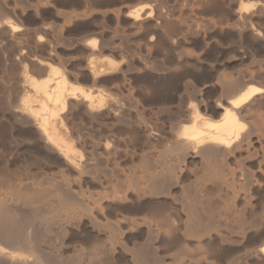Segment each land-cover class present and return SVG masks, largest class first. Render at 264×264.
Wrapping results in <instances>:
<instances>
[{"label":"bare ground","instance_id":"bare-ground-1","mask_svg":"<svg viewBox=\"0 0 264 264\" xmlns=\"http://www.w3.org/2000/svg\"><path fill=\"white\" fill-rule=\"evenodd\" d=\"M126 1L0 0V263L264 264V63L179 51L264 46V0Z\"/></svg>","mask_w":264,"mask_h":264},{"label":"rangeland","instance_id":"rangeland-1","mask_svg":"<svg viewBox=\"0 0 264 264\" xmlns=\"http://www.w3.org/2000/svg\"><path fill=\"white\" fill-rule=\"evenodd\" d=\"M145 3L151 4V0H136L135 2H128V1H126L123 4L126 5V6H133V5H136V4H145ZM226 21L229 24H231V22H232L227 17H226L225 22ZM256 22H258V21H253L252 22V23H254L253 25L251 24L252 28L255 29V31L259 35L264 34V22L263 23L262 22H258L259 24L256 23ZM218 39H220V40H218ZM212 40H213V43L214 44L211 46V49L212 50L209 51L210 52L209 53L210 56H205L206 57V60H204L205 58L202 59V54H203L204 50H202L203 47H202V45L200 43H198L199 41H197V40H195V41L193 40L194 42L189 41L190 43L189 42H185L184 44H182L180 46L179 51H182V52L184 51V53H186L187 55H190L191 57H193V55H194L193 58L196 57V59H198L199 62L202 61L201 64H205L206 67H213V68L216 69L217 72H219L221 74H224V76H227V77L228 76H232V74L234 75L237 70H247L249 68L252 69V68L257 67L258 65H260V63L261 64L264 63V50H263L264 49V46L261 45L262 43L259 42V41L256 42V41H253L252 39L250 40V38L237 39V38H234V37H230V38H222V37H219L218 38V37H215ZM218 43L220 45H218ZM129 52L130 51H127V50L126 51H123L120 56L110 54L109 57H111L113 59L114 58L115 59L123 58L124 61L128 60L130 57L131 58H135V59H137V56H139L138 58H141L142 57V54H137V53L135 54V53H132V52L131 53L133 54V56H131L132 54L130 53V55H129ZM127 55H129V56H127ZM226 55H227V57H226ZM170 56L169 57L172 59L173 52L170 54ZM159 58L154 57L153 60H158ZM199 65H200V63H199ZM185 80L189 84V87L187 89V92L191 89L188 92V94H187V92L185 93L186 94L185 96H189L191 94V92L194 94L195 91L200 90L201 87H202V85L198 83V81L196 80L195 77H193V75H191L189 77H185ZM258 84L259 83H255L254 86L255 87H258L259 86ZM190 87H192L193 89L190 88ZM193 96L192 97L189 96L190 97V100H192L190 103H193V105H195V106L197 105V107H198L199 106V102H200L199 100L200 99L199 100L198 99L195 100L193 98ZM218 97H219V94L218 93H216L213 89H209V91L207 90V92L202 96L201 102H202V104H208V103H211V102L215 101ZM185 101L186 102H189V101H187V98H185ZM196 102H197V104H196ZM203 107L204 106H202V108L199 109V111H200L201 114L203 113L202 114L203 117L205 116V118H208L209 116H211L210 113L212 114V111L208 107H206V108L205 107L203 108ZM201 110H203V111H201ZM258 198H260V196H257L256 195L255 197H253V199H255L257 201H253V199L251 200L252 201L251 202V211L252 212H257L258 211L257 214H261V212H262V214H264V202L261 203V200L258 201ZM84 243L85 242H84V239L82 237V238H79V240L77 238L74 241H72L69 246H71V247L75 246L76 248L78 247V251L87 252V249H86L87 246H85ZM125 245H127V247L130 246L129 243H126ZM81 252H79V253H81ZM67 255L68 256H71V258L73 257L72 253H69ZM115 257L116 258L118 257L117 258L118 260H123L126 264H129V254L128 253H124V254L122 253V255L121 254H117ZM119 257H122V258H119ZM116 258L113 259V264L117 263L116 262ZM111 262H112V260H111ZM0 264H2V263H0Z\"/></svg>","mask_w":264,"mask_h":264}]
</instances>
